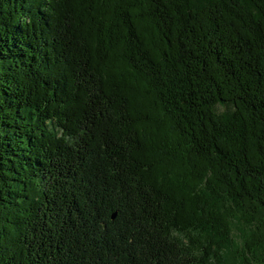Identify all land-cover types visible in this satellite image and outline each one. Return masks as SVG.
<instances>
[{
    "label": "trees",
    "instance_id": "16d2710c",
    "mask_svg": "<svg viewBox=\"0 0 264 264\" xmlns=\"http://www.w3.org/2000/svg\"><path fill=\"white\" fill-rule=\"evenodd\" d=\"M0 264H264V0H0Z\"/></svg>",
    "mask_w": 264,
    "mask_h": 264
}]
</instances>
